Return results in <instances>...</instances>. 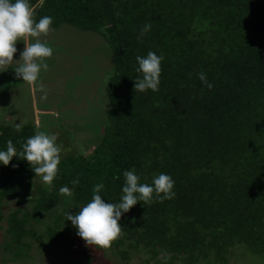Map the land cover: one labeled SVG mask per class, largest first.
Instances as JSON below:
<instances>
[{
	"label": "trees",
	"instance_id": "1",
	"mask_svg": "<svg viewBox=\"0 0 264 264\" xmlns=\"http://www.w3.org/2000/svg\"><path fill=\"white\" fill-rule=\"evenodd\" d=\"M34 19L53 18L101 35L114 71L106 92L109 110L100 141L86 154L61 159L51 187L34 186L28 163L13 157L0 165V233L4 250L24 258L28 239L46 236L41 247L68 252L61 264H92L73 258L71 221L55 214L67 186L70 208L79 210L103 183L102 199L118 202L123 172L135 169L140 183L169 174L174 198L138 202L118 222L112 242L141 264H263L264 262V0H29ZM152 25L142 42L136 37ZM164 57L159 90L135 93L136 56ZM205 72L209 90L198 79ZM38 129L0 122V149L11 139L17 152ZM65 147V145H64ZM62 149V148H61ZM78 180L77 185L72 181ZM32 192L36 193L35 198ZM30 209L8 212L9 201ZM53 214L44 234L34 226ZM70 214H75L71 213Z\"/></svg>",
	"mask_w": 264,
	"mask_h": 264
},
{
	"label": "rangeland",
	"instance_id": "2",
	"mask_svg": "<svg viewBox=\"0 0 264 264\" xmlns=\"http://www.w3.org/2000/svg\"><path fill=\"white\" fill-rule=\"evenodd\" d=\"M41 41L47 42L53 48L52 57L47 59L49 68L42 71L39 82L48 90L47 98L34 85L22 83L17 79L13 68L0 72V122L20 128L32 124L38 131L56 134V143L61 146L60 158L70 154L90 153L100 141L102 126L107 123L106 113L109 110V100L106 85L109 76L114 71L110 47L101 35L92 31H82L70 25H61L51 29L47 36L42 35ZM31 42V41H29ZM24 43L18 42L17 53L13 59L19 58ZM16 62H13V66ZM65 145V147H64ZM34 186L44 185L38 176L33 181ZM36 193L32 192L35 198ZM70 196L61 194V201L54 211L61 214L64 210L76 213L70 208ZM23 203L9 201V209H30L31 203L23 196ZM53 214H46L44 220L34 226L37 233L44 234L51 223ZM71 225V224H70ZM74 247L69 255L77 258L79 255L91 257L92 264H141L144 254L132 255L129 261H124L114 248L97 249L86 246L77 236L76 229L70 235ZM4 231L0 233V264H61L68 252L60 248L41 247L46 236L39 240L28 239L31 246L24 258H15L13 253L4 250L8 243ZM151 264H155L151 261ZM230 264L238 263L235 260ZM264 264V262H263Z\"/></svg>",
	"mask_w": 264,
	"mask_h": 264
},
{
	"label": "clouds",
	"instance_id": "3",
	"mask_svg": "<svg viewBox=\"0 0 264 264\" xmlns=\"http://www.w3.org/2000/svg\"><path fill=\"white\" fill-rule=\"evenodd\" d=\"M52 23L53 18L47 15L36 21L29 0H0V72L11 66L17 79L22 78V83L34 85L43 93L41 100L47 98L48 90L39 79L41 72L49 68L46 61L52 57L53 48L47 42L41 41L40 37L48 35ZM151 27L150 23H145L140 28L136 37L138 42L143 41ZM21 41L25 46L19 58L14 60V54L17 53L16 45ZM163 59L162 55L152 51L144 56H136L137 66L134 70L138 75L134 79L135 93L159 90ZM197 76L209 90L213 88L205 72H198ZM56 141V134L37 131L26 139L21 146L22 150L17 152L13 141L9 139L6 150L0 149V165L8 166L13 157H18L28 163L34 176H38L44 185L51 187L57 178L58 165L61 162V146ZM123 177L122 195L118 202L106 203L100 195L104 185L98 183L93 186V195L88 203L75 214H70L69 211L65 213V221H71L77 236L86 246H94L97 249L111 247L112 242L121 235L122 227L118 222L134 205L138 202H142L143 205L151 204L154 200L163 202L175 196L173 191L175 182L169 174L153 175L151 183H140L141 177L136 174L135 169L125 170ZM78 183V180L72 181L73 185ZM59 191L62 195L72 194L67 186L61 187Z\"/></svg>",
	"mask_w": 264,
	"mask_h": 264
}]
</instances>
